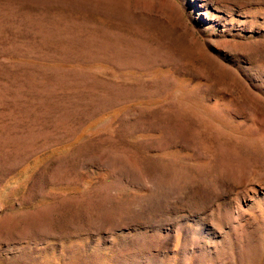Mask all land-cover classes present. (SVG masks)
I'll list each match as a JSON object with an SVG mask.
<instances>
[{"label": "rangeland", "instance_id": "obj_1", "mask_svg": "<svg viewBox=\"0 0 264 264\" xmlns=\"http://www.w3.org/2000/svg\"><path fill=\"white\" fill-rule=\"evenodd\" d=\"M0 264H264V0H0Z\"/></svg>", "mask_w": 264, "mask_h": 264}]
</instances>
